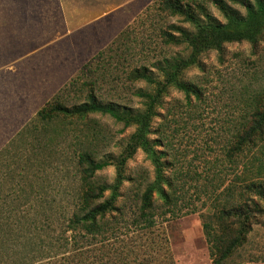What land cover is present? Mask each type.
Returning a JSON list of instances; mask_svg holds the SVG:
<instances>
[{
    "label": "rangeland",
    "instance_id": "1",
    "mask_svg": "<svg viewBox=\"0 0 264 264\" xmlns=\"http://www.w3.org/2000/svg\"><path fill=\"white\" fill-rule=\"evenodd\" d=\"M80 1L0 0V151L49 101L57 98L69 106L85 101L88 86L84 83L92 81L102 100L142 107L134 93L146 85L132 82L128 73L165 55L189 56L184 45L163 44L162 29L189 24L160 11L158 0H92V25L87 28ZM204 1L213 17L225 21L214 2ZM226 2L244 13L230 0ZM62 8L68 13L65 17ZM102 50L103 56L97 57ZM78 74L77 83L69 85ZM181 79L198 89V95L169 87L152 123L151 137L158 141L163 173L172 184L164 183L172 194L169 206L155 194V234H166L176 264H212L202 214L218 208L223 189L237 183L241 162L239 157L230 160L226 153L235 142L248 100L261 92L264 98V38L206 50L183 70ZM69 121L75 133L55 136L52 132L53 142L37 133L2 155V213L33 217L38 210H49L48 201H71L79 194V149L119 155L135 131L108 114ZM115 172V166H108L97 172L96 179L111 182ZM124 177L118 205L130 221L140 194L155 177L154 165L143 150L128 159ZM21 180L36 186L32 194L43 197L42 206L31 207L29 200L16 196L13 187ZM228 264H264V225H253Z\"/></svg>",
    "mask_w": 264,
    "mask_h": 264
},
{
    "label": "trees",
    "instance_id": "2",
    "mask_svg": "<svg viewBox=\"0 0 264 264\" xmlns=\"http://www.w3.org/2000/svg\"><path fill=\"white\" fill-rule=\"evenodd\" d=\"M223 14L225 21L213 17L204 0H158L163 13L180 17L189 27L170 25L160 36L166 46H185L189 56H163L151 65L135 67L127 78L142 81L135 95L142 107L133 108L114 100L97 96L94 83L88 86L85 101L67 105L57 98L39 109L31 123L19 131L0 151L8 153L17 142L26 143L37 133L53 142L55 136L75 133L68 125L70 118H86L100 113L112 116L135 131L119 155L100 153L98 149L82 148L77 153L79 194L70 200L48 201V211L30 215H11L0 211V264H176L170 241L157 231L156 197L171 204L170 189L163 173L157 139L151 137L152 123L157 109L169 87L186 94L198 95V89L181 79L184 69L194 65L199 55L209 49L220 50L224 43L264 38V0H230L244 9L232 10L226 0H211ZM100 51L97 57L103 56ZM88 65H85V68ZM83 70V69H82ZM83 73V71H82ZM78 74L69 85L77 83ZM61 123L59 128L55 125ZM66 126V127H65ZM235 142L226 156L241 162L237 183L222 191L220 206L203 213V231L209 245L212 264H228L234 253L248 238L256 223L264 225V98L262 92L248 100L240 117ZM81 144L82 140L76 137ZM141 149L151 160L155 177L139 196L137 211L126 219L118 200L122 196L125 165ZM236 162V161H235ZM115 166L111 182L96 179L98 171ZM13 187L18 198L24 197L31 207H40L43 197L33 195L36 186L21 180ZM33 196V197H32ZM31 197V198H30ZM170 211V208L168 209ZM5 224V225H4Z\"/></svg>",
    "mask_w": 264,
    "mask_h": 264
},
{
    "label": "crops",
    "instance_id": "3",
    "mask_svg": "<svg viewBox=\"0 0 264 264\" xmlns=\"http://www.w3.org/2000/svg\"><path fill=\"white\" fill-rule=\"evenodd\" d=\"M111 1V0H110ZM79 9H80V15L83 18V23L86 26L85 28H87L88 26L92 25V0H88V1H80V4L78 5ZM61 13L63 14V16H67L66 13H64V10L62 8ZM89 33H92V31L88 32L87 35H89Z\"/></svg>",
    "mask_w": 264,
    "mask_h": 264
}]
</instances>
